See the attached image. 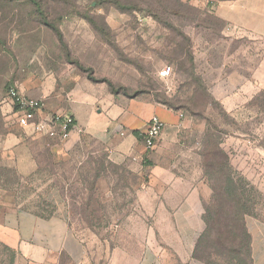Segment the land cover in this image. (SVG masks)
<instances>
[{
  "label": "rangeland",
  "instance_id": "obj_1",
  "mask_svg": "<svg viewBox=\"0 0 264 264\" xmlns=\"http://www.w3.org/2000/svg\"><path fill=\"white\" fill-rule=\"evenodd\" d=\"M36 1L38 7L0 0V264L16 258L3 243V217L53 207L84 244L86 264H141L145 257L151 264H202L191 257L204 227L200 207L179 203V193L186 200L197 190L203 211H215L218 143L236 177L254 186L251 198L264 219V44L225 35L205 9L211 0ZM165 66L171 71L163 78ZM84 78L114 103L161 104L177 121L150 149L138 131L145 153L122 160L111 154L117 133L110 125L102 137L81 132L66 147L12 122L10 86L54 112L46 103L64 105L69 87ZM14 131L25 144L20 152L3 149ZM28 155L35 168L20 173L15 162L25 168ZM211 259L228 264L223 256ZM58 264L72 263L62 254Z\"/></svg>",
  "mask_w": 264,
  "mask_h": 264
},
{
  "label": "crops",
  "instance_id": "obj_2",
  "mask_svg": "<svg viewBox=\"0 0 264 264\" xmlns=\"http://www.w3.org/2000/svg\"><path fill=\"white\" fill-rule=\"evenodd\" d=\"M205 9L222 22L225 35L264 44V0H215L211 6L206 5ZM99 91L87 78L79 79L63 96L64 105L59 107L56 103L50 102L48 106L46 103L54 112L69 114L75 118L77 129L71 138L65 141L64 146L76 143L81 132L101 136L102 129L110 125L117 133L109 141L114 158L116 160H122L126 156L140 158L145 150L140 145L141 138L132 132L143 133L152 115H157L164 126H171L177 121L176 113L164 105L149 101L118 104ZM120 131L124 133L121 135ZM20 134L18 131L7 133L3 140V149L10 151L24 149L25 144ZM58 148L53 150L59 152ZM28 159V166L25 168L21 166L19 159L15 162V167L20 173H30L35 168L30 155ZM165 171L171 172L169 169ZM179 198L181 204L199 206L202 221L204 201L199 192L196 190L191 197L184 200L183 192L180 190ZM245 224L251 238L252 262L264 264V220L247 215ZM3 243L16 253L13 264H58L59 256L62 254L72 264H86L85 246L69 228L60 207H57L49 218L12 209L3 217ZM141 264H151L150 258L145 257Z\"/></svg>",
  "mask_w": 264,
  "mask_h": 264
},
{
  "label": "trees",
  "instance_id": "obj_3",
  "mask_svg": "<svg viewBox=\"0 0 264 264\" xmlns=\"http://www.w3.org/2000/svg\"><path fill=\"white\" fill-rule=\"evenodd\" d=\"M29 1L34 6H39L36 0ZM215 19L220 21L217 18ZM79 67L83 69L81 66ZM87 78L96 81L90 75ZM132 133L140 138L138 131H133ZM42 139L48 145L53 144L48 139ZM215 153L219 156L216 162L217 167L222 172L219 199L217 202L214 201L216 212L211 207L206 206L204 208L202 214L204 227L196 240L191 257L204 264H215L211 259L213 256L225 257L228 264H253L251 258V238L245 224V217L248 215L260 218L255 209L256 201L254 198H251L254 186L249 181H246L244 177H236L238 172L234 170V167L229 162V158L221 143L216 145ZM4 171L15 178L19 177L15 169L5 167ZM3 188L6 189L4 184ZM52 210L48 213H31L42 218H49L54 213V207Z\"/></svg>",
  "mask_w": 264,
  "mask_h": 264
},
{
  "label": "built area",
  "instance_id": "obj_4",
  "mask_svg": "<svg viewBox=\"0 0 264 264\" xmlns=\"http://www.w3.org/2000/svg\"><path fill=\"white\" fill-rule=\"evenodd\" d=\"M213 1L208 4H213ZM171 68L163 67L160 77H168ZM7 97L10 104V116L24 133L36 135L48 139L52 143H60L69 140L76 131L75 118L69 114L60 112H45L44 101L40 98H33L23 94L15 85L9 87ZM164 128L163 121L152 115L142 133L144 145L147 149L155 146ZM124 132L120 131L122 135Z\"/></svg>",
  "mask_w": 264,
  "mask_h": 264
}]
</instances>
